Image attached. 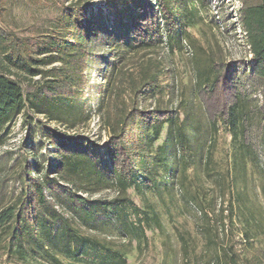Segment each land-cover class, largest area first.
<instances>
[{
	"label": "trees",
	"instance_id": "16d2710c",
	"mask_svg": "<svg viewBox=\"0 0 264 264\" xmlns=\"http://www.w3.org/2000/svg\"><path fill=\"white\" fill-rule=\"evenodd\" d=\"M65 1L63 32L40 42L36 52L28 38L0 26V146L17 116L40 131L41 139L29 149L24 142L26 153L15 160H9L8 151L0 154V251L17 264H126L125 243L133 241L143 250L147 232L162 228L161 215L147 194L165 193L172 199L178 191L188 207L207 218L187 169L195 172L200 163L222 191L244 182L248 165L259 166V152L264 150V0H234L239 6L231 25L250 59L224 61L211 49L194 48L193 90L205 121L200 114L187 113L183 100L172 102L176 108L160 105L158 98L168 88L167 93L177 94L176 77L170 74L169 85H162L163 59L153 63L142 57L157 50L182 53L192 44L188 29L203 21L211 0H110L96 10L93 0ZM217 8L220 15L214 24L220 29L225 14L221 6ZM91 47L103 51L95 54L99 58L95 64L101 66L95 112L107 132L99 146L29 114L44 115L67 129L74 127L75 122L70 126L64 122L70 117L82 123L89 119L71 87L83 91L88 85L84 72ZM56 62L62 75H53L35 93H25L11 77L46 76L55 68L44 67ZM152 102L148 109L145 104ZM163 126L167 133L160 140ZM219 131L231 140L224 173L212 167ZM44 143L48 148L41 154ZM194 153L200 156L198 162L192 160ZM106 190L113 195L93 198ZM130 190L142 205L132 200ZM235 197L240 200L241 194L237 191ZM211 227L209 223L203 227L210 243ZM180 241L187 264L189 239L181 236ZM222 254V264H238L233 253Z\"/></svg>",
	"mask_w": 264,
	"mask_h": 264
},
{
	"label": "rangeland",
	"instance_id": "374dc122",
	"mask_svg": "<svg viewBox=\"0 0 264 264\" xmlns=\"http://www.w3.org/2000/svg\"><path fill=\"white\" fill-rule=\"evenodd\" d=\"M110 0H93L92 7L104 8L105 3ZM68 2L65 0H0V26L6 30L12 31L20 38H28L31 51L36 52V45L42 41H47L50 36L63 32L60 21L62 8ZM211 7L203 21L196 23L195 26L188 29L192 44L186 47L182 53H174L167 55L163 51L148 52L142 58L143 60L152 59V62L160 61L159 80L162 85H169L171 81L170 74H173L174 83L178 87L177 94L170 95L169 88L163 97L158 98V102L162 107L176 108L173 104H178L183 100V105L188 108L187 113L198 115L200 120L205 121V115L202 108L198 106L197 96L195 95L193 82V70L191 66V58L194 48L197 46L209 52L210 49L220 56L224 61H239V59H250L244 43L241 41L240 35H235L232 23L236 20L238 1L234 0H211ZM218 6H221L225 18L223 28L215 26L214 22L219 18ZM203 14L204 11L202 12ZM92 58L85 70V76L88 85L83 91L78 86H72L74 97L85 104L89 119L85 122L73 121L70 117L68 121H64L67 126L74 123V127L67 129L57 122H49L44 115H36L31 111L30 116L37 119L48 127L57 129L68 135L80 136L87 138L96 145H102L107 138V132L102 128L100 118L96 115L97 105V85L98 74L101 66L95 62L99 60L95 54L103 52L102 49L93 48ZM140 56V55H139ZM138 56V57H139ZM137 57V58H138ZM131 63V62H130ZM55 68V70H49ZM61 64L56 62L53 65L46 66L44 69L49 70L46 76H37L32 80H25L21 74H15L11 77L15 78L21 88L26 93L27 90L37 92L38 88L49 83V79L55 76H61ZM219 94V93H217ZM261 95L257 93V97ZM128 99V96L126 94ZM173 102V104H172ZM151 109V104H145ZM79 110L73 111L77 115ZM182 117V115H180ZM10 128V133L6 142L0 146V154L8 151L9 160L23 156L25 152L23 143H26L27 149L34 144L40 142V131H36L31 124L23 123V116H17ZM29 120V118H28ZM30 121V120H29ZM32 123V122H31ZM31 129H28L30 128ZM28 129V130H27ZM167 128L163 126L161 139L165 137ZM216 144L213 149V169L224 173L229 164L230 136L222 131L216 136ZM41 150V154L48 148L46 143ZM193 150V148H192ZM195 152V151H194ZM28 153V152H27ZM259 166L248 165L246 179L244 182H237L236 187L223 188L213 181L214 178H208L200 168L193 171L190 167L187 169L188 180L192 184V190L196 191L197 197L202 200L207 218L203 217V213L199 210L195 211L192 207H188L185 200L181 198V193L174 191L172 199L167 197L165 193L162 196L155 194H147L146 197L151 201L158 213L161 215V229H155L147 232L148 245L143 250L136 247L135 242L131 244L125 243L124 250L126 253V264H184V256L182 255L180 237L189 239V256L187 264H222L223 254L233 253L236 256L238 264H264V150L260 149ZM29 159V153L27 154ZM193 162H198L199 155L193 154ZM47 163H51V159L47 156ZM3 161L0 160V167ZM2 172L0 173V178ZM11 183V182H10ZM9 183V184H10ZM199 185V187H198ZM10 188L11 184H10ZM18 188H16V191ZM237 191L241 194V199H236ZM132 200L142 205V200L136 196L133 191H129ZM111 191H102L95 194L93 198L111 197ZM161 197V198H160ZM210 224L212 242L207 239L203 227ZM247 233V235H245ZM216 255L218 261L215 260ZM209 260V262H207ZM0 264H17L4 253L0 251ZM19 264V263H18ZM65 264H80L65 261Z\"/></svg>",
	"mask_w": 264,
	"mask_h": 264
}]
</instances>
